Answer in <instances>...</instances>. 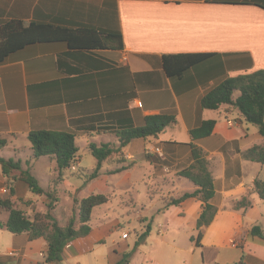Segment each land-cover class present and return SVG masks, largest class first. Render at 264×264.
Segmentation results:
<instances>
[{
    "label": "crops",
    "instance_id": "0c3cea01",
    "mask_svg": "<svg viewBox=\"0 0 264 264\" xmlns=\"http://www.w3.org/2000/svg\"><path fill=\"white\" fill-rule=\"evenodd\" d=\"M261 6L264 0H0V20L119 28L122 37L120 50L36 42L0 62V138L6 139L0 156L20 166L6 175L0 164V195L11 192L14 202L37 197H24L28 187L20 171L25 170L42 189L70 188L78 200L91 193L110 195L92 209L89 233L70 241L57 264H264V237L251 232L255 225L264 230V199L254 187L256 179L264 181V165L241 156L264 139L234 105L203 109L199 104L225 77L264 68ZM189 52L219 57L168 78L161 56ZM170 110L176 112L175 123L118 148L117 128ZM213 118L211 134L193 141L205 154L214 187L210 203L216 207L212 220L197 228L201 200L166 204L196 188L179 174L192 161L189 130ZM35 129L73 132L76 169H58L47 155L33 157L27 135ZM90 142L110 143L115 151L87 179L97 162ZM42 158L44 186L32 173ZM81 190L88 192L82 196ZM240 200L249 204L237 205ZM8 233L9 245L0 249L4 263L41 261L43 238Z\"/></svg>",
    "mask_w": 264,
    "mask_h": 264
},
{
    "label": "trees",
    "instance_id": "16d2710c",
    "mask_svg": "<svg viewBox=\"0 0 264 264\" xmlns=\"http://www.w3.org/2000/svg\"><path fill=\"white\" fill-rule=\"evenodd\" d=\"M36 42H65L71 47L84 49L111 47L120 50L122 48L119 28L112 31L47 21L32 20L24 23L18 18L0 20V62L10 53ZM215 57L218 58L219 54L209 52L165 54L161 56L160 66L168 78H178L196 66L205 65ZM199 104L203 109H217L220 104L234 105L244 121L258 127V132L264 139V68L225 77L204 93ZM216 121L215 118L204 119L198 126L189 130L191 141L188 145L192 161L179 174L192 181L196 188L171 198L166 204H179L187 197H197L201 200L204 205L196 220L197 228L207 225L212 220L216 207L210 203L214 195V187L205 154L200 147L193 144V141L209 136ZM175 122V110L145 115L139 125L117 128L115 135L118 138V148L125 146L133 138L157 136L166 126ZM27 138L31 144L33 157L50 156L55 159L58 169L70 168L76 161L78 147L75 142L76 135L73 132L35 129L28 133ZM5 144L6 139L0 138V147ZM88 148L97 160L94 170L87 176V179H91L97 175L101 161L115 149L110 143L95 142H90ZM145 155L150 160L158 161V158L147 152ZM241 156L264 165V140L261 145H253L243 151ZM0 164L2 172L6 175L11 170L20 169L18 162L12 158L0 156ZM20 179L33 193H43L44 189L38 185L37 179L29 171H20ZM254 187L259 197L264 199V181L256 179ZM109 198V194L91 193L77 200V225L75 226L73 220L65 225H59L54 218L49 222L42 218L43 214L39 212L28 217L24 210L16 206L11 199V192H6L0 195V208L7 212L6 220L0 221V228L14 235L25 232L28 240L43 238L46 241L44 259L35 264H57L62 260L63 249L70 241L89 233L92 209L106 203ZM248 204L249 202L245 203L242 200L237 203V205ZM251 232L264 237V230L260 226H252ZM0 264L9 263H4L0 257Z\"/></svg>",
    "mask_w": 264,
    "mask_h": 264
},
{
    "label": "rangeland",
    "instance_id": "374dc122",
    "mask_svg": "<svg viewBox=\"0 0 264 264\" xmlns=\"http://www.w3.org/2000/svg\"><path fill=\"white\" fill-rule=\"evenodd\" d=\"M254 125V124H253ZM88 155V154H87ZM93 158L91 154L89 156ZM45 158H42L41 163L36 162V167H33L32 173L40 179V184L42 186L45 185V180L43 179V175L41 174L43 161ZM40 165V168H39ZM45 166V165H44ZM46 171V170H44ZM47 184V183H46ZM88 191L81 190L79 194L85 196ZM4 194V193H2ZM76 195V193H75ZM71 192L70 188L59 187V188H46L43 190L42 194H39L35 198H20L19 201L15 202L16 206L23 209L28 217H32L33 213L39 212L42 213V218L50 220L54 218L59 225H65L70 220H73L74 225H77V204L76 201L78 198ZM80 195V196H81ZM33 196V192H31L28 188L24 195V197ZM7 214L6 211L0 208V219L3 215ZM49 214V216H47ZM10 234L8 232H0V249H4L9 245ZM45 254V253H44ZM44 254L41 256L42 262L44 259ZM62 264H72L70 260H66Z\"/></svg>",
    "mask_w": 264,
    "mask_h": 264
},
{
    "label": "built area",
    "instance_id": "2783aa9c",
    "mask_svg": "<svg viewBox=\"0 0 264 264\" xmlns=\"http://www.w3.org/2000/svg\"><path fill=\"white\" fill-rule=\"evenodd\" d=\"M138 104H140V103H138ZM153 150H154L155 152H158V151H159V148H158V147H155V148H153ZM76 167H77V164H76V161H75V162L72 163V165L70 166V169L74 170V169H76ZM127 234H128L127 232H122V233H121V236H122V237H126ZM231 244L235 246V245H236L235 240H232Z\"/></svg>",
    "mask_w": 264,
    "mask_h": 264
}]
</instances>
